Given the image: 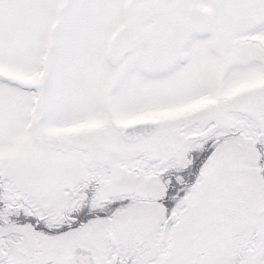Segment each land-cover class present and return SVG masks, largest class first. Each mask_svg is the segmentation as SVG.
I'll list each match as a JSON object with an SVG mask.
<instances>
[{"label":"snow or ice","instance_id":"6c2138e0","mask_svg":"<svg viewBox=\"0 0 264 264\" xmlns=\"http://www.w3.org/2000/svg\"><path fill=\"white\" fill-rule=\"evenodd\" d=\"M0 264H264V0H0Z\"/></svg>","mask_w":264,"mask_h":264}]
</instances>
